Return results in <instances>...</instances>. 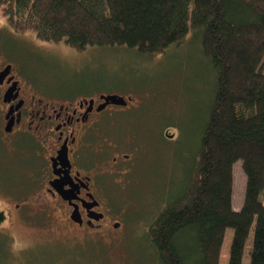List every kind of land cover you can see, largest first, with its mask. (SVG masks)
Returning <instances> with one entry per match:
<instances>
[{
	"label": "trees",
	"instance_id": "trees-1",
	"mask_svg": "<svg viewBox=\"0 0 264 264\" xmlns=\"http://www.w3.org/2000/svg\"><path fill=\"white\" fill-rule=\"evenodd\" d=\"M0 7L13 29L79 50L122 47L152 57L194 33L213 89L187 140L179 129L181 187L158 208L136 251L152 264H219L231 229L226 264H242L246 251L248 264H264V0H0ZM234 164L245 181L236 210ZM119 222L109 230L124 229Z\"/></svg>",
	"mask_w": 264,
	"mask_h": 264
},
{
	"label": "rangeland",
	"instance_id": "rangeland-1",
	"mask_svg": "<svg viewBox=\"0 0 264 264\" xmlns=\"http://www.w3.org/2000/svg\"><path fill=\"white\" fill-rule=\"evenodd\" d=\"M195 37L194 33H189L177 46L152 57L122 47L96 45L79 50L61 40L39 38L32 30H15L0 11L1 55L9 56L21 66L24 75L27 71L32 73L37 86H42L41 80L47 82L44 85L49 89L58 85L62 96L68 94L76 98L101 90L134 98L121 111L110 108L106 127L113 134L111 137L118 140L138 142V135L142 133L147 141L145 155L129 165L128 177L133 179L129 189L124 191L120 186L110 185L104 190L107 195L104 207L110 210L106 213V223L122 220L124 229L118 231L92 235L74 228L65 230L57 223L47 224L43 213L37 212L36 217L33 214L37 211L34 204L29 209L15 206L16 198L21 200L22 196L17 194L19 191L12 194L7 186L14 185L13 181L19 176L11 179L10 170L0 175V208L5 214L0 224V264H152L142 258L143 252L141 249L137 252L136 246L147 241L148 223L162 203L181 187L183 165L178 161V153H183L179 140L181 131H187L182 138L187 140L193 129L192 122L204 113L214 84L213 78L208 76L199 39ZM166 123L175 129L173 141L176 142L172 141L171 145H166L158 132L164 130ZM177 124L178 128H174ZM154 141L158 146L151 147ZM127 145L123 152L130 153L131 147ZM237 164L233 166L235 210L242 206L245 182ZM125 194L130 199H126ZM57 213L53 209L51 216L58 217L60 213ZM231 234V229L226 230L219 264L227 262ZM249 246L250 240L247 249ZM242 258V264H248L247 251Z\"/></svg>",
	"mask_w": 264,
	"mask_h": 264
},
{
	"label": "flooded vegetation",
	"instance_id": "flooded-vegetation-1",
	"mask_svg": "<svg viewBox=\"0 0 264 264\" xmlns=\"http://www.w3.org/2000/svg\"><path fill=\"white\" fill-rule=\"evenodd\" d=\"M25 73L9 56L0 54V175L10 170L11 179L19 176L14 185L4 184L12 194L20 192L22 199L16 198L15 206L29 209L34 204L35 217L43 213L47 224L62 220L60 227L65 230L109 231L104 190L133 181L128 177L129 165L145 155L147 141L142 133L138 142L111 137L106 114L110 108L121 111L134 99L128 101L123 95L127 102L118 106L107 103L103 97L109 94L101 90L76 98L62 96L45 86L44 80L43 87L37 86L32 73ZM163 129L158 130L159 136L171 145L175 129L170 125ZM150 144L158 146L155 141ZM126 145L130 153L123 152ZM140 170L141 165L136 172ZM53 209L60 213L58 217L51 216ZM119 223L108 226L115 230L122 226Z\"/></svg>",
	"mask_w": 264,
	"mask_h": 264
},
{
	"label": "water",
	"instance_id": "water-1",
	"mask_svg": "<svg viewBox=\"0 0 264 264\" xmlns=\"http://www.w3.org/2000/svg\"><path fill=\"white\" fill-rule=\"evenodd\" d=\"M103 99H105L107 103H112V104L118 105V106L126 104L125 98H123L122 96L115 95V94H109L107 96H104ZM127 100L132 101V98L127 97ZM75 215H76V213L74 212L72 217H74Z\"/></svg>",
	"mask_w": 264,
	"mask_h": 264
}]
</instances>
